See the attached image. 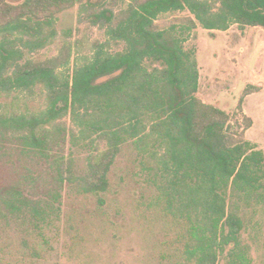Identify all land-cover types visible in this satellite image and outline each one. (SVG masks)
<instances>
[{"label":"trees","instance_id":"obj_1","mask_svg":"<svg viewBox=\"0 0 264 264\" xmlns=\"http://www.w3.org/2000/svg\"><path fill=\"white\" fill-rule=\"evenodd\" d=\"M76 5L89 24L103 26L123 46L81 55L65 74L61 68L77 51L78 40H61L57 52L43 59L27 53L51 42L57 14ZM118 5L119 0H108L97 10L87 0H0V93L34 85L45 90L43 111L0 112V133L43 155L51 133H79L82 143L92 144L81 186L95 194L108 188V172L125 134L140 135L142 147L153 138L160 148L151 153L161 179L147 207H160L179 226L175 264H217L242 229L229 197L259 200L264 194V152L246 139L253 120L243 112L244 98L260 88L247 84L231 113L202 101L196 95V57L167 35L176 31L195 38L197 22L210 32L231 23L240 30L264 29V0H127ZM184 9L191 15L176 16L165 28L155 22L163 13ZM55 167L60 184L73 180L70 158L56 159ZM59 197L58 189L36 198L17 189L0 195V264H36L47 257L44 228L59 214ZM229 257L227 264H242L232 253Z\"/></svg>","mask_w":264,"mask_h":264},{"label":"rangeland","instance_id":"obj_2","mask_svg":"<svg viewBox=\"0 0 264 264\" xmlns=\"http://www.w3.org/2000/svg\"><path fill=\"white\" fill-rule=\"evenodd\" d=\"M107 1L87 0L97 10ZM126 1L119 0L118 7L125 6ZM185 15H191L187 9L167 12L155 22L165 28L174 17ZM87 19L85 12L78 13L77 5L61 11L55 20L53 40L27 54L43 59L57 52L61 40H78L77 51L61 68L70 74L81 55L123 46L113 42L103 26L89 24ZM194 31L195 38L176 31L167 37H177L184 51L196 57V95L231 113L247 84L259 86L244 98L243 112L253 120L245 132L246 139L264 152V29L247 26L240 30L231 23L226 30L210 32L197 22ZM44 109L45 90L40 85L0 93V112L38 113ZM64 120L71 124L68 116ZM139 136L125 134L108 172V188L95 194L81 186L92 144L82 143L79 133L75 137L51 133L46 155L25 149L18 139L0 133V195L16 189L29 198L43 197L54 189L60 193L59 214L44 228L49 253L36 264H175L179 260L180 245L175 239L178 224L160 207H147L159 193L160 167L151 152L160 148L153 138L146 139L145 147L140 146ZM60 157L72 160L71 182L57 181L55 161ZM228 202L234 205L242 229L236 244L226 247L217 264H227L229 253L242 264H264V194L259 200L254 195H234Z\"/></svg>","mask_w":264,"mask_h":264},{"label":"crops","instance_id":"obj_3","mask_svg":"<svg viewBox=\"0 0 264 264\" xmlns=\"http://www.w3.org/2000/svg\"><path fill=\"white\" fill-rule=\"evenodd\" d=\"M244 109V108H243ZM245 111V110H244Z\"/></svg>","mask_w":264,"mask_h":264}]
</instances>
